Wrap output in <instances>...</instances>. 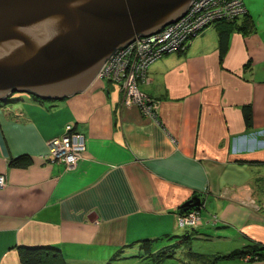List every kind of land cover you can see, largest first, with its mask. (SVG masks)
I'll list each match as a JSON object with an SVG mask.
<instances>
[{
    "label": "crops",
    "instance_id": "0c3cea01",
    "mask_svg": "<svg viewBox=\"0 0 264 264\" xmlns=\"http://www.w3.org/2000/svg\"><path fill=\"white\" fill-rule=\"evenodd\" d=\"M240 25L223 61L213 26L149 68L139 87L159 122L98 78L62 100L1 102L0 264L29 248L67 264H264V28ZM68 125L87 139L72 170L49 151ZM195 194L199 225L182 227ZM254 245L263 258L239 254Z\"/></svg>",
    "mask_w": 264,
    "mask_h": 264
},
{
    "label": "water",
    "instance_id": "95a60500",
    "mask_svg": "<svg viewBox=\"0 0 264 264\" xmlns=\"http://www.w3.org/2000/svg\"><path fill=\"white\" fill-rule=\"evenodd\" d=\"M195 0H0V103L87 90L106 62L137 37L161 32ZM198 195L181 214L201 206Z\"/></svg>",
    "mask_w": 264,
    "mask_h": 264
},
{
    "label": "built area",
    "instance_id": "2783aa9c",
    "mask_svg": "<svg viewBox=\"0 0 264 264\" xmlns=\"http://www.w3.org/2000/svg\"><path fill=\"white\" fill-rule=\"evenodd\" d=\"M224 2L223 0H220V2ZM219 2V3H220ZM199 4V0H195L189 9L188 14H191L195 7H197ZM218 4V3H217ZM237 3L233 4V7ZM242 5V4H241ZM221 4L214 5L212 8H210L206 14H218L217 18H229L230 15H233L231 13L230 15H226L224 13V9L220 8ZM233 8V9H234ZM242 9L244 13L247 12L246 5H242ZM246 11V12H245ZM176 24L179 25V23L172 24L165 29H163L161 32L151 35V37H139L136 39L131 45L124 47L120 50H118L105 64L104 68L102 69L100 76H104V73H106V70L108 73H116L118 72L120 75V72H124L128 69H132L131 77L129 78V83L127 84L126 89V95L128 96L127 101L130 104L135 103L138 106H140L144 112L150 116H155L157 121H160L159 118V112H158V106L157 104L151 99L149 96L145 95L140 91V89L136 85V81L142 80L145 82L146 76L148 75L147 69L152 64L155 63L158 59L162 58L165 55L171 54L175 52L176 50H179L184 43L191 37L194 36L198 29H194L193 27H189L186 24L183 25V29H181V26L176 30H173ZM191 32V33H190ZM194 33V34H193ZM187 34H193L186 38L185 42L178 46V49L175 46V41L180 39L182 36H185ZM151 41V46L146 44V42ZM138 44V45H137ZM139 46V47H138ZM142 46V47H141ZM170 47V48H169ZM137 50L138 54L136 56V60L134 63H132L130 60H122L120 57L121 54L127 51H133ZM146 51V53H144ZM119 59V61H118ZM111 64V65H110ZM110 67L107 69V67ZM113 66L117 67L116 69L113 68ZM106 69V70H105ZM144 74V75H141ZM146 74V75H145ZM121 76V75H120ZM118 79L121 80L119 77ZM72 125L66 126V130L64 134H62L59 137L52 138L49 141V151L51 160L54 162H59L65 165V167L68 170H71L72 168H75L78 166L79 162L84 157L87 146H86V138L85 136L80 132L73 131ZM72 132V133H71ZM6 184V176L3 174H0V187H4ZM200 222V217L197 215V213L190 212L185 215H182L179 221L180 226L184 227H197ZM248 258H252V256H248Z\"/></svg>",
    "mask_w": 264,
    "mask_h": 264
},
{
    "label": "rangeland",
    "instance_id": "374dc122",
    "mask_svg": "<svg viewBox=\"0 0 264 264\" xmlns=\"http://www.w3.org/2000/svg\"><path fill=\"white\" fill-rule=\"evenodd\" d=\"M224 2H220L216 5H219L221 4V7L222 9H224V13H226V15H230L231 13L234 14V19L233 21L230 23L231 26H234L236 24H239L241 23L240 25V28L242 30H247L251 27L252 30H256V28L260 25H262V27L264 28V0H223ZM246 2V3H245ZM234 3H237V6L235 7V10L236 12H233V4ZM244 6L245 4L247 5L246 7V10L249 9L250 13L254 14L255 15V18L253 17H250L249 16V13H248V10L246 13H244L243 9H242V5ZM191 8V7H190ZM203 13V12H202ZM205 13H206V10H205ZM196 21H198V19H196ZM243 21V22H242ZM229 25V19L227 18H219V19H214L211 21L210 24H208L207 26L205 27H201L200 29H198L199 31H197L195 33L194 36H191L185 43L184 45L179 49V50H176L175 52L171 53V54H179V53H184L187 49H188V45L190 44L191 41H193L197 36H199L202 32H204L205 30L213 27V26H221V25ZM244 26V28H243ZM194 34V33H193ZM139 37H137L138 39ZM138 45V44H137ZM139 47V46H138ZM142 47V46H141ZM138 54V51L135 49L133 51H127V52H123L120 57V59H122L123 61L124 60H130L132 63L135 62L136 60V56ZM170 55V54H169ZM169 55H165L163 57H166V56H169ZM162 57V58H163ZM160 58V59H162ZM160 59H158L157 61H159ZM119 61V59H118ZM156 61V62H157ZM155 62V63H156ZM154 63H152L148 69H147V74L149 73V68L153 65ZM111 65V64H110ZM110 67L108 66L107 69H109ZM106 70V69H105ZM131 72H132V69H128L124 72H120V75L118 72L116 73H108L107 70H106V73H104V76H98V79H101L103 81H108L112 86H117L119 88V91H120V96H121V108H124V107H136L140 110V112L145 116V117H148L150 118L151 120H153L154 122H159L156 120V117L155 116H150L148 114H146L144 112V110L138 106L137 104L135 103H129V102H126L127 101V98L128 96L126 95V89L125 87H127V84L129 83V78L131 77ZM141 75H144V74H141ZM146 75V74H145ZM121 78L118 79V78ZM148 77V75L146 76V78ZM143 80V79H142ZM140 80V81H142ZM140 81H136V85L137 87L140 89ZM142 92V91H141ZM13 99H18V98H22V99H29L31 98V95L28 94V93H14L13 96H12ZM42 100V99H41ZM160 115V114H159ZM160 118V116H159ZM66 128V127H65ZM66 130V129H65ZM73 131H77L79 132L75 127H73ZM65 132V131H64ZM72 133V132H71ZM64 134V133H63ZM84 135V134H83ZM61 136V135H60ZM59 137V136H58ZM86 146H87V139H86ZM84 158V157H83ZM82 158V159H83ZM72 169H75V168H72ZM71 169V170H72ZM195 195H198V194H195ZM194 195V196H195ZM194 196H192L191 198H193ZM201 200H202V203H201V206L198 207V208H194L190 211H188L187 213H190V212H195L197 213V215L201 218V211L202 209L205 207V198L204 197H201L200 195H198ZM189 198V200L191 199ZM188 201V200H187ZM186 201V202H187ZM210 209L213 210V208H211L210 206ZM261 210V209H260ZM206 212V210H204V213ZM215 214V212H213ZM195 246H196V242H195Z\"/></svg>",
    "mask_w": 264,
    "mask_h": 264
},
{
    "label": "trees",
    "instance_id": "16d2710c",
    "mask_svg": "<svg viewBox=\"0 0 264 264\" xmlns=\"http://www.w3.org/2000/svg\"><path fill=\"white\" fill-rule=\"evenodd\" d=\"M250 16V15H249ZM251 17V16H250ZM233 21V20H232ZM229 21V25H221V30L219 31V51L221 55V60H224L226 53L229 49V42L232 30H235L234 26H231V22ZM244 28V27H243ZM237 29V28H236ZM247 30H252L251 27ZM246 31V30H242ZM244 114L247 122L251 121L252 118V108L250 106H246L244 108ZM187 214V213H186ZM251 250L239 253L242 257H247L248 255H252V259L263 258L262 255L259 254L262 248L260 245L252 246ZM260 249V250H259ZM23 254V264H67L66 260L63 256L58 253L46 251L42 248H29Z\"/></svg>",
    "mask_w": 264,
    "mask_h": 264
},
{
    "label": "bare ground",
    "instance_id": "6f19581e",
    "mask_svg": "<svg viewBox=\"0 0 264 264\" xmlns=\"http://www.w3.org/2000/svg\"><path fill=\"white\" fill-rule=\"evenodd\" d=\"M219 2H220V0H199L198 6L194 8V10H193V12L191 14H188L187 16H183L177 22H175V23H179V25L176 24V26L174 27L173 30H176L177 27L179 28L180 25H182V24H186L190 28L194 26V29H200L201 27L207 26L208 24L211 23L212 20L218 19L217 18L218 14H215V13H212V14H208L207 13L206 14L205 10L207 9V12H208V10L210 8H212L215 4H217ZM236 5L237 4H235L234 6H236ZM233 12H236L235 8L233 9ZM234 18L235 17L233 15H230L228 19H229V21H232ZM196 19H198V21H196ZM175 23H172V24H175ZM172 24H169L166 27H168V26H170ZM181 29H183V25L181 26ZM191 35H193V34H187L185 36H182L177 41H175L176 48L178 49V46L183 44L185 42L186 38L191 36ZM147 37H151V36H147ZM146 44L151 46V41L150 42H146ZM144 53H146V51ZM113 68L116 69L117 67L113 66Z\"/></svg>",
    "mask_w": 264,
    "mask_h": 264
},
{
    "label": "clouds",
    "instance_id": "9594fccd",
    "mask_svg": "<svg viewBox=\"0 0 264 264\" xmlns=\"http://www.w3.org/2000/svg\"><path fill=\"white\" fill-rule=\"evenodd\" d=\"M187 213V212H186ZM186 213H184L183 215H185ZM184 227H186V226H184Z\"/></svg>",
    "mask_w": 264,
    "mask_h": 264
}]
</instances>
